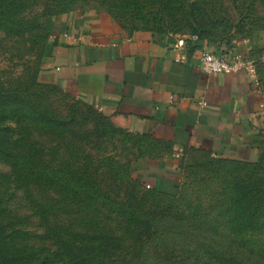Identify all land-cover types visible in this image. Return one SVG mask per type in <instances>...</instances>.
<instances>
[{
  "label": "rangeland",
  "instance_id": "1",
  "mask_svg": "<svg viewBox=\"0 0 264 264\" xmlns=\"http://www.w3.org/2000/svg\"><path fill=\"white\" fill-rule=\"evenodd\" d=\"M86 12L213 40L254 64L264 95V0H0V222L11 262L264 264V147L246 160L187 154L177 189L155 193L132 169L140 148L161 147L35 82L50 22Z\"/></svg>",
  "mask_w": 264,
  "mask_h": 264
},
{
  "label": "crops",
  "instance_id": "2",
  "mask_svg": "<svg viewBox=\"0 0 264 264\" xmlns=\"http://www.w3.org/2000/svg\"><path fill=\"white\" fill-rule=\"evenodd\" d=\"M120 26L106 14L68 13L49 24L38 80L58 86L149 146L134 161L145 187L171 193L186 155L251 159L264 147V95L244 72L199 67L206 48Z\"/></svg>",
  "mask_w": 264,
  "mask_h": 264
},
{
  "label": "built area",
  "instance_id": "3",
  "mask_svg": "<svg viewBox=\"0 0 264 264\" xmlns=\"http://www.w3.org/2000/svg\"><path fill=\"white\" fill-rule=\"evenodd\" d=\"M185 38L186 37L180 38L179 44H182ZM190 39L196 40L197 36H190ZM198 60L200 69L206 73L220 74L244 72L252 79L253 83L257 85L254 64L241 54L226 51L217 53L204 48L201 50Z\"/></svg>",
  "mask_w": 264,
  "mask_h": 264
},
{
  "label": "trees",
  "instance_id": "4",
  "mask_svg": "<svg viewBox=\"0 0 264 264\" xmlns=\"http://www.w3.org/2000/svg\"><path fill=\"white\" fill-rule=\"evenodd\" d=\"M154 33H159V34H162V35H165V36H170V35H168V34H165V33H162V32H154ZM48 34H49V30H48ZM193 35H195V36H197V39L196 40H192V39H190V36H193ZM171 37H174V36H171ZM47 41H48V35H47V39H46V44H47ZM199 41H206V42H210V43H214V44H216L213 40H210V39H207V38H205V37H202V36H200V35H198V34H196V33H192L191 35H189V36H187L185 39H184V42H186V44L188 45V46H190V47H194V46H198V42ZM45 49H46V47H45ZM44 54H45V52H44ZM44 56V55H43ZM43 58V57H42ZM39 70H40V68H39ZM38 70V71H39ZM35 82L37 83V84H39V85H41V86H44V87H47V88H54V89H59V90H62V89H60L58 86H56V85H52V84H47V83H40V82H38V80H37V78H35ZM83 102V101H82ZM85 103V102H84ZM85 104H87V103H85ZM87 105H89V104H87ZM90 106V105H89ZM92 107V106H91ZM102 116H104L103 114H101ZM104 118H106L105 116H104ZM107 119V118H106ZM108 120V119H107ZM112 123V122H111ZM113 124V123H112ZM114 125V124H113ZM115 126V125H114ZM116 128H118V127H116ZM119 129V128H118ZM119 130H122V131H125V130H123V129H119ZM127 132V131H126ZM134 135V134H133ZM135 136H137V135H135ZM138 138H141V139H145V138H142V137H139V136H137ZM142 152H143V150L140 148L139 150H138V155H140V154H142ZM190 153H201V152H190ZM190 153H188V154H190ZM201 154H204V153H201ZM204 155H207V154H204ZM207 156H209V155H207ZM137 157H139V156H137ZM136 157V158H137ZM136 158L134 159V161L136 160ZM218 158H220V157H218ZM222 159H226V158H222ZM182 169H183V167H182ZM132 172H133V169H132ZM134 174V173H133ZM132 177H133V180H134V182H136V183H139V184H141V185H143V186H145L143 183H141L140 181H138L133 175H132ZM153 192H155V193H159V194H169V193H167V192H163V191H158V190H156V189H151ZM57 234H59V233H57ZM9 236H10V234L9 233H7L6 232V228H5V226L2 224V222H0V264H13L12 262H11V259L9 258V256H11L10 255V252H9V249H8V241H9ZM18 264V263H17ZM40 264H49L48 263V261H47V259H43V260H41V263Z\"/></svg>",
  "mask_w": 264,
  "mask_h": 264
}]
</instances>
